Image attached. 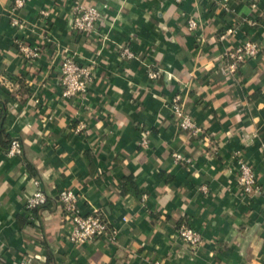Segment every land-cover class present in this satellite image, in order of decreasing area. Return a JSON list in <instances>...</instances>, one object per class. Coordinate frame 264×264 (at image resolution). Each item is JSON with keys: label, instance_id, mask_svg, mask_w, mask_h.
<instances>
[{"label": "crops", "instance_id": "0c3cea01", "mask_svg": "<svg viewBox=\"0 0 264 264\" xmlns=\"http://www.w3.org/2000/svg\"><path fill=\"white\" fill-rule=\"evenodd\" d=\"M81 1L104 15L96 34L70 29L73 0H0L1 131L21 145L9 157L0 143V264H264V0ZM245 41L259 52L230 76L224 53ZM19 42L39 57L24 60ZM66 57L93 65L84 98L62 96ZM176 96L197 133L176 126ZM238 157L258 195L239 189ZM38 189L46 204L25 211ZM61 190L82 214L100 212L115 240L70 243ZM183 224L199 247L178 239Z\"/></svg>", "mask_w": 264, "mask_h": 264}, {"label": "built area", "instance_id": "2783aa9c", "mask_svg": "<svg viewBox=\"0 0 264 264\" xmlns=\"http://www.w3.org/2000/svg\"><path fill=\"white\" fill-rule=\"evenodd\" d=\"M175 2L178 3L180 0H175ZM15 6L18 8L22 7L23 0H15ZM103 18L104 15L99 8L86 6L81 0H73L72 12L69 19V26L73 32L85 36L96 34L97 27ZM11 24L17 27L22 26L16 19H12ZM187 27L190 31H194L197 28V23L193 19H189L187 21ZM17 50L20 56L29 62L37 59L40 54L39 47L27 43L19 42L17 44ZM258 52V46L251 41H245L233 47L231 50L226 51L224 53L225 71L230 76L235 75L240 67L246 61L255 57ZM121 56L131 58L132 53L129 49L124 48L121 50ZM93 70L91 63L80 64L73 57L64 58L60 63V84L63 88L62 96L65 98H84L93 81ZM157 75L158 72L156 71H150L148 73L150 79L156 78ZM2 84L7 87L9 86L6 80H3ZM171 102L173 118L178 129L187 134L197 133L199 130L193 123L180 97H174ZM85 127L86 125L80 122L76 127V131L81 132ZM141 135L138 145L141 148H146L148 131H143ZM20 154V143L16 139L11 140L6 155L14 157ZM172 156L173 161L177 164H183L185 167L191 165L192 160L189 157L186 158L177 153H174ZM237 164L238 173L236 183L241 192L246 196L258 195L260 189L256 184L255 175L250 165L242 157H238ZM198 191L206 193L207 188L205 185H200ZM46 201V195L38 189L26 199L23 208L29 212L44 206ZM57 202L63 218L70 226V243L82 245L96 239H105L110 242L115 240L117 230L96 210L88 214H82L77 205V195L71 190H61L57 195ZM177 237L183 244L189 247H199L202 244L201 235L186 224L178 228ZM17 264H30V262L23 258Z\"/></svg>", "mask_w": 264, "mask_h": 264}, {"label": "trees", "instance_id": "16d2710c", "mask_svg": "<svg viewBox=\"0 0 264 264\" xmlns=\"http://www.w3.org/2000/svg\"><path fill=\"white\" fill-rule=\"evenodd\" d=\"M6 113V109H5V106L4 104L0 101V143H1V139L3 138L5 141L7 140V137L6 136H3V133L1 131V125H2V120H3V117ZM8 144H10L11 140H8L6 141ZM4 143V142H3ZM6 143V144H7Z\"/></svg>", "mask_w": 264, "mask_h": 264}]
</instances>
